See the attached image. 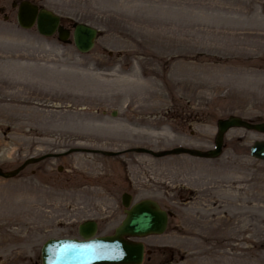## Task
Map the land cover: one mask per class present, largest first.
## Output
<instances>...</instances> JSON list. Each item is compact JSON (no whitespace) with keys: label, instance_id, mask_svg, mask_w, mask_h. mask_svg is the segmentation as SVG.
<instances>
[{"label":"rangeland","instance_id":"obj_1","mask_svg":"<svg viewBox=\"0 0 264 264\" xmlns=\"http://www.w3.org/2000/svg\"><path fill=\"white\" fill-rule=\"evenodd\" d=\"M159 1L53 0L98 30L82 55L20 29L0 0V170L42 158L0 177V264H41L47 240L86 221L112 235L124 193L169 214L138 240L142 264H264V163L249 156L264 134L230 130L215 160L132 151H208L218 120L264 122V0H210L211 49L207 13Z\"/></svg>","mask_w":264,"mask_h":264},{"label":"water","instance_id":"obj_2","mask_svg":"<svg viewBox=\"0 0 264 264\" xmlns=\"http://www.w3.org/2000/svg\"><path fill=\"white\" fill-rule=\"evenodd\" d=\"M17 21L21 28L30 29L34 23L41 35L51 36L58 26V18L48 12H38L36 7L28 3H22L18 8ZM60 40L66 36L59 28ZM96 38V31L84 25H77L74 30L73 40L77 50L88 53ZM232 128H243L264 132V124L253 125L238 118H229L217 122V135L215 149L201 152L184 148H176L171 151L155 154L149 150L136 149L134 152L149 154L154 157L170 155H188L196 158H217L222 149L225 133ZM89 152V151H87ZM70 153V152H69ZM99 153L105 156L115 154ZM250 156L264 162V142H255L250 148ZM42 158L30 159L20 168L11 173L0 172V177L8 179L18 174L26 165L37 163ZM122 205L125 208V218L115 229L112 236L96 238L97 225L89 221L78 228V239L49 240L41 249V264H141L143 258V245L128 239H140L147 236H160L167 227V213L160 209L159 205L150 200H143L131 205V196L123 195Z\"/></svg>","mask_w":264,"mask_h":264},{"label":"flooded vegetation","instance_id":"obj_3","mask_svg":"<svg viewBox=\"0 0 264 264\" xmlns=\"http://www.w3.org/2000/svg\"><path fill=\"white\" fill-rule=\"evenodd\" d=\"M23 2H28L31 5L36 6L38 11L43 9L55 16H58L60 20L59 26L62 27V31L66 33V35L69 38V41L72 39L75 22L69 16H64L58 13L54 9L55 6L53 4H50V3H53V0H10V3H8V7L10 8L9 10L15 11L17 13L18 6ZM34 29L37 32V29L35 27ZM52 38L58 41L59 40L58 33H55Z\"/></svg>","mask_w":264,"mask_h":264},{"label":"bare ground","instance_id":"obj_4","mask_svg":"<svg viewBox=\"0 0 264 264\" xmlns=\"http://www.w3.org/2000/svg\"><path fill=\"white\" fill-rule=\"evenodd\" d=\"M177 0H160L159 2H161L162 6H167L169 4H173L174 2H176ZM208 1V5L204 4V0H185V2L181 3V6L185 9V8H190V3L193 2V5H196V10H199L200 12L203 13H207L208 15V23L207 26L208 28L206 29V31H204V33H206L207 40H209L210 44H208V48L211 49L214 48V42H216L215 40L217 39L218 35L214 29L212 28L213 26V20H215V16L213 14V7H206V6H210V0ZM152 3L157 4V0H152ZM167 11V9H166ZM201 19V18H200ZM151 26V24H149ZM165 25H169V23H165ZM192 67V66H191ZM193 68L197 69V66H193ZM201 71V70H200ZM3 250V249H2Z\"/></svg>","mask_w":264,"mask_h":264}]
</instances>
